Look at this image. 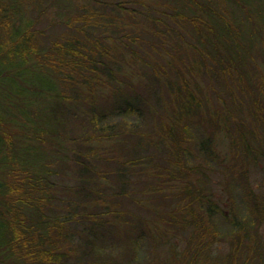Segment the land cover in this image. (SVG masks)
Returning a JSON list of instances; mask_svg holds the SVG:
<instances>
[{"label": "trees", "instance_id": "trees-1", "mask_svg": "<svg viewBox=\"0 0 264 264\" xmlns=\"http://www.w3.org/2000/svg\"><path fill=\"white\" fill-rule=\"evenodd\" d=\"M39 1L42 0H37ZM186 1L179 10H177L179 6L173 5L175 12L172 16L177 22L190 23L192 35L195 34L201 39V45L187 44L194 52L197 51L199 56L197 60L185 62L186 70L191 73H187L182 68L176 73L181 75L187 73L190 77L192 76L191 78L195 79L194 89L189 83L184 85L173 83L172 88L175 90H169L168 78L166 98L172 102V109L163 113L161 111L158 120L152 123L156 124L151 125L147 134L141 127L147 120L146 114L149 109L143 92L137 90L134 84L141 82L146 74L141 75L137 67L139 63L147 65L155 73L153 76L161 80L163 77L167 78L165 75H168V66L174 70L178 62L183 59L174 57L165 59L166 55L155 48L153 49L164 61L150 59L153 64L147 63L135 51L136 48L132 50L133 55H129L127 51L129 40L132 43L138 40L137 36L127 34L124 28L131 24L125 18L129 15L126 12L131 11L129 8L117 3L111 4V10H108L105 8L110 4L108 0H84V2L79 0L76 3V8L79 10L72 14L66 8H61L64 4L56 5V0H50L49 5L56 9L57 14L64 17L68 15L67 24L75 26L80 33L79 35L78 32L71 33L70 37L68 35L58 37L49 46H42V41L33 28V21L25 16V9L30 8L31 3L28 0H0V65L4 59L10 58L14 60V69L17 71V73H1L0 77V82L2 78H7L5 102L2 103L0 98V264H65L68 262L67 258L78 250L75 243L82 244L81 240L76 242V234L79 233L78 237L84 238V221L74 219L76 216L79 218V215H83L81 219H84V207L89 211V214H85L86 219L88 218L91 222L86 227V232H89L87 239L91 241L88 244L99 251L101 247L98 244L101 241L104 242L106 233L112 227L119 225L120 221H124V224L132 221L131 218L122 217L121 211H118L115 206L116 202L108 201L107 203L106 195L116 197L126 194L127 176L134 169L141 172L147 170L151 175L159 177L151 183L152 193L161 190L163 197L166 195L163 188L156 187L162 182H167L174 187L171 199L178 203V206L165 212L167 219L169 218L168 223H176L183 228L192 226L194 233L198 232L205 237L207 233L215 231L202 215L205 203H208V196L211 197L210 194L203 192L207 184L202 187L204 181H200L201 184L197 185V182L192 179L194 173L203 172V170L198 171L202 169V165L199 166L194 162L195 155L190 144L192 137L186 125H190L196 117L200 119V122L202 120L214 124L218 122L222 133L226 132V136L236 142L237 139L234 138V131L231 128L234 111L225 113L222 110L211 109L207 98L209 95H200L198 93L200 89L196 90L200 86L198 76L201 73H193V69L204 70L208 74L215 73L213 67L217 64L218 70L233 73V81H236L240 92L237 94V101L233 100L232 103L238 104L240 111L242 110L241 99L246 98L256 107L261 100L260 93L253 95L251 92H245L246 87L241 90L243 83L249 84V79L244 75L251 73L248 65L256 63L255 58H252V48L256 42H244L246 38L243 37L242 29L232 21L231 13L234 14V12L226 5H219L214 0H204L197 9V7L194 8L196 0ZM234 2L239 1L234 0ZM244 4L246 3L242 1L241 5L244 6ZM132 12L137 13L138 16L146 15L144 11H138V9ZM146 16L153 21L152 26L146 29H149L147 32L150 34L152 32L153 37L160 39L162 47L168 41L169 30L162 29L160 22L163 19L151 17L148 14ZM213 19L220 24L231 21L236 29L231 30V34L228 35V29L231 27L226 24V29L221 28V30L213 25ZM163 35L166 37L163 38ZM181 36L184 37L183 34ZM154 46L158 48L157 45ZM263 46L261 47L264 49ZM173 53L170 54L173 55ZM22 66L31 70L50 68L54 71V79L46 75L40 77L38 73H20L24 69ZM81 68H84V71ZM64 70H66L65 73L59 76L58 73L61 75ZM94 73L95 76L92 77ZM104 73L115 81L102 79L101 75L103 76ZM117 74L121 76L120 79H116ZM61 80L65 85L68 82L71 86L75 94L74 99H71L74 104L82 100L79 97L84 88V101L88 102L89 108V116L84 118L94 123V132L84 138L83 136L87 135H84L86 132L84 133V129H81L73 139L80 145L89 144L88 151L84 153V180L90 178V173H94V179L98 185L89 187V191H86V196L90 197L89 200H93L91 205H88V202L85 204L82 200L71 205L66 204L67 211H57L53 207L57 192L66 188L52 179L56 169L49 167V162L45 159L47 151L29 141L30 135H36L35 140L39 142L44 132L53 136L61 134L59 139L68 137L66 132L62 133V130H59L64 128L66 131L67 123L52 100L53 97L57 99L59 96L66 98L61 90ZM108 83H115L114 87L111 88ZM127 83L130 84L131 89L124 87ZM230 90V94H234L232 87ZM128 91L135 93L132 96L127 93ZM39 98L44 102L50 98L52 102L49 110H52L54 116L50 123L37 119L39 116L37 107L40 103L36 105L35 101ZM99 102L107 105L100 106ZM48 104L50 103L47 102V107ZM42 105L43 103L40 106ZM151 112L155 115L154 112L157 110L152 109ZM132 114L134 116L132 124L129 120V123L127 122L129 125L102 123L100 126V121H104L109 116L131 117ZM17 119L22 122L17 123ZM54 119L58 122L56 127L52 124ZM10 121L16 122L20 129L19 133L10 132L11 129L8 128L11 125L8 124ZM257 132L253 130L252 136H255ZM147 135L150 142L143 143ZM124 139H127L126 143ZM206 144L210 147L209 143L201 141L199 150L205 156L212 157L214 148H205ZM149 150L164 152L167 150V164L160 167L155 163L153 166L152 156L142 154L144 151L148 153ZM252 150H254L253 147L250 150L245 149L250 152L247 157H251ZM103 152H109L107 155L115 163L114 170L110 173H103L99 167L100 163L97 162L103 158ZM113 154H115L114 157H112ZM161 169L166 172L160 173ZM242 174L245 175V173ZM118 187H121L120 191L117 190ZM85 190L84 185H81L78 193L82 192L84 195ZM195 203L200 205V211L195 208ZM259 203L258 201L257 205H260ZM92 204L96 207L101 205L103 208L91 211ZM144 205L145 200L142 206ZM117 215L120 217L113 221V216ZM159 226L161 223L158 222L152 230H159ZM194 239L195 237L192 241ZM205 244V248L212 246L210 243ZM83 252L84 249L77 253L79 258L84 255Z\"/></svg>", "mask_w": 264, "mask_h": 264}, {"label": "rangeland", "instance_id": "rangeland-1", "mask_svg": "<svg viewBox=\"0 0 264 264\" xmlns=\"http://www.w3.org/2000/svg\"><path fill=\"white\" fill-rule=\"evenodd\" d=\"M78 1L79 0H56V5L64 4L61 8L64 7L68 12L75 14L79 10V8H76V3ZM82 1L84 2V0ZM108 1L110 4L105 6L108 10H111V4L117 3H121L131 10L126 12L129 13V15L125 17L131 24L129 27L124 28L127 34L137 36L138 40L134 43L129 40V47L127 49L129 55H131L133 52L132 50L136 48L135 51H137L138 55L142 56L147 63L153 64L150 59L164 61L159 57L157 51L153 49L155 48L159 51L161 50V52L166 55L165 59L168 57L183 59L181 62H178L174 70L168 66V75H165L167 78L163 77L161 80H157L153 76L155 73H153L147 65L139 63V67H137L141 75L146 74L141 82L134 84L137 86V90L143 92V97L146 99V106L149 109V112L146 114L147 120L141 127V129L148 134L151 125L156 124L152 123L154 120H158L159 113L161 111L162 113L165 111L168 112L169 109H172V102L166 98L168 93V78L169 90L173 89V83L177 85L189 83L194 89L195 79H192V76L190 77V75L187 74L191 72L186 70L187 66L185 62L197 60L199 56L197 54L198 52H194L187 44L192 43L201 45V39L195 34L192 35V26L190 23L187 21L185 23L182 21L177 22L172 16L175 12L174 7L179 6L177 8V10H179V8H182L185 2H187L186 0ZM196 1L197 3L194 8L197 7V9H199V6H201L204 0ZM214 1L217 4L219 3V5L224 4V6L226 5V7L232 9L234 12V14L231 13L233 17L232 21L233 23L236 22L237 26L242 29L243 37L246 38L244 42H256L255 46L252 48V58H255L256 63L248 65L251 73H245L244 75L249 79V84L246 85L243 83L241 85V90L246 87L245 92H251L253 95H258V93H260L261 95V100L259 96H257L260 102L256 107L251 100L248 101L246 98V100L241 99L242 110L239 111L238 104L235 105V102L237 101L236 99H238L237 94H239L240 88H237L236 81H233V73L218 70L217 68L219 66L217 64H215L216 67H213L215 73L208 74L205 73L204 70L193 69V73H201L198 76L200 86L196 88V90L200 89L198 91L200 95H209L207 98L209 99L211 109H215V111L222 110L225 113L234 111L232 112L231 128L234 131V138L237 139L236 142H234V139L231 140L228 138L226 132L225 134L222 133V130L218 126V122L215 124L210 121L207 122L206 120L200 122V119L196 117L195 121L190 125H186V127L188 126L190 137H192V143L190 141V144L192 145L191 147L195 155L194 162L199 166L202 165V169L198 171L203 170V172L194 173L192 179L197 182V185L201 184L199 183L200 181H204L202 187L207 184L208 189L204 187L203 192L210 194L211 197L208 196V203H205L206 206H204L202 210V215L207 219L212 230L215 231L207 233V238L201 236L198 232L194 233L192 231V226L183 228L176 223H173L176 225L168 223L169 218L167 219L165 212L167 213L168 209L178 206V203L171 199L174 187L167 182L156 185L158 188H163L165 191L164 193L169 198L166 197V195L163 197V192L161 190L152 193L151 183L155 181L158 176L151 175L147 170L141 172L138 171V169H134L128 173L127 176L128 185L125 189L126 194L124 193L116 197L106 195L108 198L107 203L108 201H110V203L116 202L115 206L118 211H121L122 217L131 218L132 221L126 224H124V221H120L119 225L112 227V229L106 233L104 242L101 241L98 244L101 247L98 251L95 250L97 248L93 249L92 246L90 247L88 244L91 241L87 239L89 232H86V227H88L91 222L88 221V218L86 219L85 214H89V211L84 207V219H81L83 215H79V218L77 216L74 217L75 220L84 221V225L82 224L84 226V238L78 237L79 233H77L75 237L77 238L76 242L81 240L84 246L75 243V247L78 248V250L74 255L67 258L68 262L65 264H91L95 261H98L95 264H264V49L261 47L264 45V0H242L246 3L244 6L241 5V0H238L239 2L237 3H235L234 0ZM28 2L31 3V6L25 9V16L33 21V28L38 37H40L42 46H49V44L54 42V39H58V37L64 35L70 37V34L75 32H78L79 35L80 32L75 26L67 24L69 16L67 15L64 17L59 13L57 14L56 9L49 5L50 0H42L39 2H37V0H28ZM145 5L150 8L148 9ZM57 7L59 10V6ZM135 9L144 11L146 15L148 14L151 17L163 19V21L160 22L161 27L165 31L169 30L170 36H168V41L162 47L161 40L153 37L154 35L151 31V34L147 32L149 29L146 30L148 27L152 26L153 21L146 15L141 14L138 16L137 13L135 14L132 12ZM64 11L65 10H63V12ZM213 21V25L220 29H226V24H228L231 27L228 29V35L231 34V30L234 31V29H236L231 21H224L226 24L217 23L215 19H213ZM181 34H183L184 37H182ZM164 37L166 36L163 35V38ZM154 45H157L158 48ZM171 52H174L173 55L170 54ZM151 55H153V57H151ZM14 68V60L10 58L4 59L0 65V77L2 75L1 73H17ZM22 68L24 69L20 73H38L40 77L46 75L54 79V71L50 68L43 67V69L35 68L33 70L26 69L24 66H22ZM180 68L187 71V73H182V75L176 73ZM81 69L84 71V68ZM144 69H146L145 72L147 73L144 72ZM65 71L66 70L61 72V75L58 73L59 76H62ZM93 76H95V73L92 77ZM101 78L115 81V79L109 76L107 77L105 73L103 76L101 75ZM120 78L121 76L117 74L116 79ZM123 78L126 80L125 77ZM6 83L7 78H2L0 82V98L2 103L5 102L4 95L6 94ZM114 84H109V86L112 88ZM61 85V90L66 98L64 99L62 96H59L57 99L53 97L52 100L62 112L64 119H66L65 122L67 123L66 131L64 128H59V130H62V133L66 132L68 137L59 139L61 134L59 136H53L44 132L39 142L35 140V137H37L36 135H30L31 139L29 141L35 143V145H40L43 150L47 151V158L45 159L49 162V167L56 169V174L52 176V179L60 186L66 188L65 190L61 189L57 192V199L53 203V207H55L57 211H67L66 204L71 205L83 200L85 204L88 202V205H91L93 200H89L90 197L86 196V191H89V187H96L98 185L94 179V173H90V178L84 180V153L88 151L87 147L89 144L84 145L83 143L80 145L78 142H74L73 139L75 134L80 132L81 129H84V133L86 132L84 135L87 136H83L84 138L94 132V123L84 118L85 116H89L88 102L84 101V88L79 97L82 100L74 104L71 99H74L75 94L69 83L66 82L65 85L61 80ZM124 87L126 89H131L129 83L124 84ZM230 87L234 89V94H230ZM127 93L133 96L135 92L128 91ZM42 100L43 99L39 98L35 101L36 105H39V103L41 105L43 103L42 106L39 105V107H37L39 110L37 119L50 123V120L54 116V113L51 112L52 110H49V107H52V102L50 98L47 99V102L50 103L47 107V102ZM226 100L227 102H225ZM233 100H235L234 103H232ZM102 104L105 105L106 103ZM102 104H100V106H102ZM152 109L157 110V112H154L155 115L151 112ZM133 119V114L131 117L115 115L112 118L109 116L104 119V121H100V126L102 123L109 125L124 123L123 125H129L127 122L130 120L132 124L134 121ZM18 121L20 123L22 122V120L17 119V123ZM15 123L10 121L8 124L11 125L8 128L11 129L10 132L19 133L20 129ZM52 124H54L53 127H56L58 125L57 120L54 119ZM253 130L258 131L255 136H252L251 132H253ZM203 140L209 143L212 149L214 148V155L212 157L205 156L204 153L200 152L199 149L201 141ZM124 141V143H126L127 139H124ZM146 142H150L148 135L143 143ZM210 147H208V144L205 146V148L208 149ZM251 147H253L254 150L251 151V157H247V154L250 152L245 151V149L250 150ZM35 150L36 149H34V151ZM166 151L149 150L148 153L144 151L142 154H150L152 156L153 166L156 163L160 167H164L165 164H167L166 158H168ZM107 153L109 152H103L102 161L100 159L97 161L100 163L99 167L102 169L103 173H110L114 170L113 165H115V163L110 160L111 157L108 156ZM114 156L115 154L112 155V157ZM32 158H36V156H32ZM164 172L166 171L161 169L160 173ZM242 173H245L246 176ZM81 185H84L86 189L84 195L82 192L81 194L78 193ZM77 187H79V189H75ZM120 189L121 187H118L117 190L120 191ZM102 190H104V188H102ZM106 190L108 189L106 188ZM144 200L145 205L142 206ZM256 201H259L260 205H257ZM92 205L93 210L91 211L101 210L103 208L101 205L97 207L94 204ZM194 206L197 211H200V205L198 203H195ZM119 217L120 215L116 217L113 216V221L117 220L116 218ZM158 222L161 223L159 230H152ZM164 233L166 235H164ZM192 235L195 237L193 241ZM205 243H210L212 246L210 248H205ZM82 249H84L82 253L84 255L79 258L77 253Z\"/></svg>", "mask_w": 264, "mask_h": 264}]
</instances>
